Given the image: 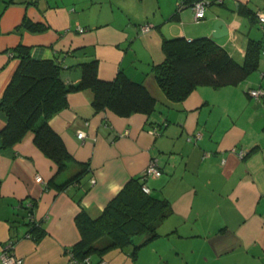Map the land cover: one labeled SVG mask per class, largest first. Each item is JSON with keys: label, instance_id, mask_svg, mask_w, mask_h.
Segmentation results:
<instances>
[{"label": "crops", "instance_id": "crops-1", "mask_svg": "<svg viewBox=\"0 0 264 264\" xmlns=\"http://www.w3.org/2000/svg\"><path fill=\"white\" fill-rule=\"evenodd\" d=\"M209 1L195 23L190 6L176 11L177 0H0V101L18 66L12 51L22 45L34 60H57L65 84H76L79 65L95 59L100 79L122 72L158 103L150 118L120 117L108 109L95 112L88 91L68 94L67 106L48 121L74 161L57 176L31 132L12 148L0 141V253L13 240L12 255L23 264H73L76 215L98 216L154 161L161 174L142 182L169 204L158 236L134 259L111 251L102 259L91 256V264H264V95H250L264 92V58L259 54L257 69L242 84L199 86L176 103L153 73L167 39L207 37L239 63L249 40L264 45L255 19L264 13V0ZM24 19L44 30L29 31ZM143 25L151 29L141 33ZM5 123L0 111V130ZM77 174L61 189L50 186L52 179L61 186ZM24 206L32 207L44 231L38 240L25 237Z\"/></svg>", "mask_w": 264, "mask_h": 264}, {"label": "trees", "instance_id": "trees-1", "mask_svg": "<svg viewBox=\"0 0 264 264\" xmlns=\"http://www.w3.org/2000/svg\"><path fill=\"white\" fill-rule=\"evenodd\" d=\"M191 1L181 0L183 4L176 7V11ZM22 24L32 32L44 30L42 25L25 19ZM262 48V42L249 40L244 60L239 63L207 37L190 41L167 39L162 43L164 60L153 67V73L168 101L181 102L199 86L239 85L257 69ZM12 56L18 60V66L0 101V111L6 117L0 130L1 147L12 148L31 132L35 146L55 163L56 176L74 164L64 142L48 123L67 106L68 94L88 91L95 112L108 109L120 117L143 114L150 118L157 111L158 103L144 85L132 81L124 73H118L111 81L100 79L95 59L79 65L81 75L76 84H65L61 79L62 66L57 60H34L30 49L22 45L13 49ZM152 125V121H148V126ZM78 178L79 174L61 186H56L52 179L50 186L61 189ZM144 179L143 174L130 179L95 218L83 211L76 215L80 238L69 250L73 264H83L93 255L102 259L111 251L129 254L134 259L141 246L158 236V225L169 211V204L144 193ZM22 209L28 211L25 235L40 239L44 231L35 221L29 220L33 209L26 206ZM102 239L103 247H96Z\"/></svg>", "mask_w": 264, "mask_h": 264}, {"label": "built area", "instance_id": "built-area-1", "mask_svg": "<svg viewBox=\"0 0 264 264\" xmlns=\"http://www.w3.org/2000/svg\"><path fill=\"white\" fill-rule=\"evenodd\" d=\"M222 1L223 0H215V2H222ZM209 2H210L209 0H193L189 3L188 6H190L192 9L193 21L195 23H198L201 19L204 18L205 10H206V7L209 4ZM182 4H183V2H181V0H179V1L177 0L176 7H180ZM255 19H256V22H257V25L259 26V28L264 30V13L257 12ZM150 29H151V26L143 25L140 27V32L146 33ZM80 31H82V30H80ZM187 41H190V40H187ZM260 57L264 58V48H262V50L260 51ZM250 95L255 97L256 99H259L260 97H262V95H264V92H262L260 89L250 90ZM154 133H156V132L154 131ZM83 137H84V134L82 132L78 133V138L82 139ZM142 174H143V177L146 178L147 176H150V175L159 176L161 174V172L158 169L156 162L150 161ZM35 180L37 182H40L41 178L39 176H36ZM142 191L146 194H149V192H150V190L145 185L142 187ZM29 220H33L32 214H30V213H29ZM25 237L29 238L28 235H25ZM14 244H15V242L13 240H8L2 246L1 253H0L1 264H23V261L21 259L16 258L14 255H12V250L14 248ZM70 256H71V260H72V255L70 254ZM72 262H73V260H72ZM83 264H90V259L86 258L83 261ZM97 264H109V263H107L105 261H100Z\"/></svg>", "mask_w": 264, "mask_h": 264}, {"label": "rangeland", "instance_id": "rangeland-1", "mask_svg": "<svg viewBox=\"0 0 264 264\" xmlns=\"http://www.w3.org/2000/svg\"><path fill=\"white\" fill-rule=\"evenodd\" d=\"M251 31L254 33L253 35L257 36L258 38H260L261 33L258 31V29L256 27L251 28ZM246 34V32H245ZM258 34V35H257ZM242 84V83H241Z\"/></svg>", "mask_w": 264, "mask_h": 264}]
</instances>
